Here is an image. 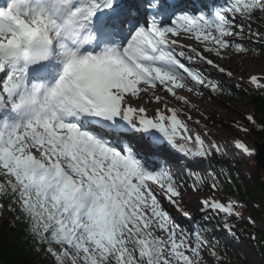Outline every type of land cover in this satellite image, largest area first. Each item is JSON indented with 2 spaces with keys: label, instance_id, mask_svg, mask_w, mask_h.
<instances>
[{
  "label": "snow or ice",
  "instance_id": "snow-or-ice-1",
  "mask_svg": "<svg viewBox=\"0 0 264 264\" xmlns=\"http://www.w3.org/2000/svg\"><path fill=\"white\" fill-rule=\"evenodd\" d=\"M253 39L264 42V0L0 3V210L7 202L23 224L39 254L34 264H208L206 256L231 264L220 241L183 229L170 211L192 218L184 193L200 191L204 176L189 167L186 187L160 155L167 145L169 158L176 152L195 163L221 146L206 143L190 129L192 116L160 93L190 109L197 106L182 92L223 94L200 65L231 78L206 54L247 56ZM249 82L264 91V77ZM234 147L254 155L242 140ZM210 175L215 193L222 185ZM200 204L206 218L223 214L239 240L231 222L244 218L238 199Z\"/></svg>",
  "mask_w": 264,
  "mask_h": 264
},
{
  "label": "rangeland",
  "instance_id": "rangeland-1",
  "mask_svg": "<svg viewBox=\"0 0 264 264\" xmlns=\"http://www.w3.org/2000/svg\"><path fill=\"white\" fill-rule=\"evenodd\" d=\"M194 2L198 4L201 2V0H194ZM187 44L190 43L188 42ZM192 44L193 46H197L194 41ZM247 44L250 48L256 50L247 56L235 55L232 57L231 60H220L212 56L211 54H207L209 55V58L214 59L216 63H219L221 64V66L231 70L233 73V76L231 78L219 73L215 69L211 68V66L205 64L200 65L201 69L205 71L206 75H208L210 79L218 81L221 87H223L224 85H229L231 87H236L241 90H258L255 88L254 85L250 84L249 79L252 75L264 77V47H260V45L258 44H251L248 42ZM237 85H239V87H237ZM203 91L204 95L202 96V98H197L194 96L189 98L191 102L197 106L196 110L190 108L188 109L196 117L206 119V121L209 122V124L213 127L214 132H216L219 137L227 138L233 141H235V139L242 140L247 144L250 149L254 150V155H252L251 157L244 155L243 157L235 156L233 158H230V155L228 154H226V156L212 154V158L216 162H225L227 164V169L230 174H232L237 167L238 174L247 179L248 175L254 172L256 169V144L258 143L251 139H248L247 134L240 131L236 125L237 123H239L245 126V122H249L246 118L248 115H252V111L250 108H247L241 104L234 103L231 101H225L221 98V96L212 94L207 89H204ZM198 109L207 113V116L201 115ZM220 122L225 125L226 129H221L218 127L217 123ZM208 164L209 161L207 162L205 160L204 163L200 164L199 169L194 170L204 176L205 179L204 184L202 186L204 187V189H210L208 187V185L212 183V176L210 175V173H214L215 176L218 178L220 185H222L223 187L225 185V181L222 172L217 169L210 171V167ZM262 174L264 176V172ZM191 178L192 177H190V179ZM186 180L187 182L185 183L189 186L190 182H188V179ZM191 181L193 183L192 179ZM221 189L219 191H216V193L219 198L223 199L224 202H227L229 199H231V197L229 194L222 192ZM258 211L259 208H257L255 204L251 203L250 201H246L244 203L243 210L244 218L240 222L249 223L248 217L250 216L252 220L255 221V225L253 226L264 230V218L262 219L258 217ZM189 212L191 213V219H189L188 221H181L180 218L174 217L177 223H179L183 229L189 232H194L198 229H203L204 235L209 240L220 241L218 248L221 252V255L225 256L226 261H230L231 264H245L248 261L246 253L249 252V254L252 255V258L254 259L256 264L262 263L258 261L259 257L253 246V240L250 237L238 232L237 235L239 237V240H234L225 230L224 225H222L223 227L216 231L215 226H217V223L212 224L210 221H207L208 218H206L200 210ZM210 216H212L214 219L219 220H221L222 218L224 222L223 214L217 215L215 213H210ZM231 245L232 247L234 246L233 248L235 249V251L236 247L239 248L238 253H236L235 251L231 252L230 254L227 253L226 247ZM205 258L208 260V264H214L212 259L208 258L207 256Z\"/></svg>",
  "mask_w": 264,
  "mask_h": 264
},
{
  "label": "trees",
  "instance_id": "trees-1",
  "mask_svg": "<svg viewBox=\"0 0 264 264\" xmlns=\"http://www.w3.org/2000/svg\"><path fill=\"white\" fill-rule=\"evenodd\" d=\"M219 1L224 2V0ZM248 43L258 44L260 47H264V42H258L255 39ZM222 88L225 91L223 94H219V96L223 100L238 103L251 109L252 116L256 120V125L254 126L250 122H245V126L249 128L247 138L259 144L264 143V130H262L264 128V91L253 89L241 90L229 85H224ZM204 114L207 116L205 112ZM217 125L221 129H226L225 125L221 122L217 123ZM208 161L210 171L217 169L223 174L225 185L221 191L229 194L231 199H238L243 205L246 201L255 204L259 208L257 212L258 217L263 219L264 176L262 173L264 171H261L256 166L255 171L249 174L246 179L238 174L237 167L230 174L225 162H216L212 157ZM5 203L6 207L0 210V264H34L39 254H34L29 250V241L25 235L23 224L15 218L12 211L8 210L7 202ZM210 217L207 221H210L212 224L217 223V226H215L216 231L223 227L224 222L222 218L219 220L214 219L212 216ZM231 222L235 223L237 234L239 232L250 238L252 234H255L257 237L264 236V230L253 226V224L240 221L236 222L235 220ZM253 246L260 261L264 264V240H253ZM41 264H47V262L41 261Z\"/></svg>",
  "mask_w": 264,
  "mask_h": 264
},
{
  "label": "bare ground",
  "instance_id": "bare-ground-1",
  "mask_svg": "<svg viewBox=\"0 0 264 264\" xmlns=\"http://www.w3.org/2000/svg\"><path fill=\"white\" fill-rule=\"evenodd\" d=\"M184 2L186 3H195L194 0H184ZM196 4V3H195ZM190 43L192 44L193 41L190 40H181V43ZM161 95H164L165 98L168 100L170 106H176V107H182L184 109V112L190 114L192 116V120L188 121L189 127L190 129H192L193 131H199L201 133V135L204 136L206 143L208 142H216L221 146L222 149V153L217 154L213 151V154L215 155H221V156H226V154L231 155L232 157H235L236 155H244V153L238 149H236L234 147L235 142L237 141L235 139V141L227 139V138H223V137H219L218 134L216 132H214L213 127L209 124L208 121H206V119H202L199 117H196L188 108V106H184L182 104H180L179 102L175 101L170 95L166 94V93H160ZM182 95H187L188 98L194 96L197 98H202L201 96H197L193 93H187V92H182ZM204 99V98H203ZM147 107H149L150 109V113L151 114V108L155 107V103L151 104V105H146ZM187 107V108H186ZM196 110V109H195ZM198 111L200 113H204L203 111L199 110ZM207 114V113H206ZM204 116V115H203ZM206 116V115H205ZM181 118L186 119L185 116H182ZM199 120L200 124L197 125L195 124L193 121ZM205 133H208L207 135H205ZM172 150H170L168 148L167 145H165L163 147V149L160 151V155L167 159V166L171 168L173 174L177 177H179L182 180V183L185 184V182H187V180L185 179L187 177V175H185L186 170L190 167L192 171L197 170L200 168V164L204 163L205 160H199L196 161L195 163H193L191 161L190 158L185 157L183 154L180 153H176V152H172L171 158H169V153ZM241 153V154H240ZM203 161V162H202ZM208 162V160H206ZM185 179V180H184ZM189 186L192 184L191 179L188 180ZM186 187H188L187 184H185ZM184 204L182 205L183 207H185V209L187 211H199L201 208V204L200 201L202 199L205 198H216L219 199L221 201H224L223 199L219 198L217 193H213L211 189H204L203 186H201V190L197 191V192H193L192 189L190 187H188V191L184 193ZM167 206V205H166ZM170 211L172 212L173 216L175 218H180V220H184V221H188V218H184L179 212H177L174 208L170 209ZM234 247V246H233ZM231 246L226 247L227 253L230 254L231 252H234L235 249ZM239 248L236 247V253H238ZM247 255V262L245 264H256L254 259L252 258V255L248 253H246ZM254 254V251H253ZM258 261L261 263V261L258 258ZM262 264V263H261Z\"/></svg>",
  "mask_w": 264,
  "mask_h": 264
},
{
  "label": "water",
  "instance_id": "water-1",
  "mask_svg": "<svg viewBox=\"0 0 264 264\" xmlns=\"http://www.w3.org/2000/svg\"><path fill=\"white\" fill-rule=\"evenodd\" d=\"M257 155H256V166L261 171H264V143L256 144Z\"/></svg>",
  "mask_w": 264,
  "mask_h": 264
}]
</instances>
